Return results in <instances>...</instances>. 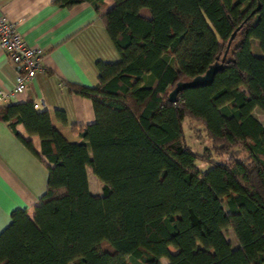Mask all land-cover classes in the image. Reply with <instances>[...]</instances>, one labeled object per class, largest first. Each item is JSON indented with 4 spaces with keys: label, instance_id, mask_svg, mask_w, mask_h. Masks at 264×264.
<instances>
[{
    "label": "trees",
    "instance_id": "1",
    "mask_svg": "<svg viewBox=\"0 0 264 264\" xmlns=\"http://www.w3.org/2000/svg\"><path fill=\"white\" fill-rule=\"evenodd\" d=\"M82 1L119 58L98 61L91 86L66 82L94 111L93 122L71 125L78 142L31 100L0 104V119L47 169L32 215L13 209L0 231V264H264V125L252 113H264V0L54 4ZM219 63L210 82L168 100L176 83ZM184 117L200 123L217 159L187 144ZM197 159L211 164L201 170Z\"/></svg>",
    "mask_w": 264,
    "mask_h": 264
},
{
    "label": "crops",
    "instance_id": "2",
    "mask_svg": "<svg viewBox=\"0 0 264 264\" xmlns=\"http://www.w3.org/2000/svg\"><path fill=\"white\" fill-rule=\"evenodd\" d=\"M104 1L101 11L112 3ZM0 16L16 22L24 42L44 50L40 69L25 90L5 102L37 103L36 108L49 111L67 141L78 142L80 137L72 132L71 125L93 122L94 111L91 99L68 91L66 82L91 86L98 77L96 63L119 58L99 13L88 1L63 7L54 4V0H0ZM13 81V62L0 49V88H11ZM57 109L64 112L65 123L55 116ZM15 128L32 142L36 152L40 151L36 134L27 133L21 123ZM46 180L43 162L0 119V231L9 224L13 209L23 208L32 215Z\"/></svg>",
    "mask_w": 264,
    "mask_h": 264
},
{
    "label": "built area",
    "instance_id": "3",
    "mask_svg": "<svg viewBox=\"0 0 264 264\" xmlns=\"http://www.w3.org/2000/svg\"><path fill=\"white\" fill-rule=\"evenodd\" d=\"M0 49L8 54L13 62L14 81L11 88H0V102L14 98L23 92L26 84L40 69L42 47L24 42L17 30L16 22L0 16ZM37 103L34 106L37 107Z\"/></svg>",
    "mask_w": 264,
    "mask_h": 264
},
{
    "label": "rangeland",
    "instance_id": "4",
    "mask_svg": "<svg viewBox=\"0 0 264 264\" xmlns=\"http://www.w3.org/2000/svg\"><path fill=\"white\" fill-rule=\"evenodd\" d=\"M252 45L254 52L259 53L257 42L252 41ZM137 82L138 84L141 83L140 81ZM252 113L264 125V113L258 108H254ZM201 128L202 126L199 122L188 119V117L183 118L184 136L187 144L198 154L208 155L210 160L217 159L210 140L205 136V133ZM210 160L202 161L197 159L195 163L199 169L206 170L211 164ZM87 182L89 191L91 193L99 194L101 192L102 182L89 169L87 170ZM224 235L233 246L236 244V241L230 230H224ZM169 250L172 252L174 251L172 247H169ZM160 260L162 264H168V260L166 258L162 257Z\"/></svg>",
    "mask_w": 264,
    "mask_h": 264
},
{
    "label": "water",
    "instance_id": "5",
    "mask_svg": "<svg viewBox=\"0 0 264 264\" xmlns=\"http://www.w3.org/2000/svg\"><path fill=\"white\" fill-rule=\"evenodd\" d=\"M234 32L231 34V36L228 39V42L226 44V47H228L232 37H233ZM223 59V57H222ZM221 63L219 64H214L213 66H210L208 70L202 75H197L189 80L186 81H180L175 84V86L168 92V100L169 101H174L176 99V95L179 90L186 88V87H194L197 85H202L205 83H208L211 81V78L213 74L220 68Z\"/></svg>",
    "mask_w": 264,
    "mask_h": 264
}]
</instances>
